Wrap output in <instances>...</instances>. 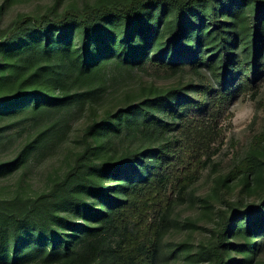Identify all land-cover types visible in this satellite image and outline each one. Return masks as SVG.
Returning <instances> with one entry per match:
<instances>
[{
  "label": "trees",
  "instance_id": "obj_1",
  "mask_svg": "<svg viewBox=\"0 0 264 264\" xmlns=\"http://www.w3.org/2000/svg\"><path fill=\"white\" fill-rule=\"evenodd\" d=\"M9 4L0 3V130L27 117L36 128L14 163L25 166L58 131L39 117L76 109L88 124L84 154L63 178L35 197L0 200V264L33 255L35 264H157L171 209L218 151L232 101L259 94L264 0H99L63 11L55 3L1 29ZM184 71L193 80L154 76ZM125 130L139 144L92 163ZM236 180L258 196L228 204L201 247L211 264H260L264 131L220 185ZM25 234L61 242L23 244Z\"/></svg>",
  "mask_w": 264,
  "mask_h": 264
},
{
  "label": "rangeland",
  "instance_id": "obj_2",
  "mask_svg": "<svg viewBox=\"0 0 264 264\" xmlns=\"http://www.w3.org/2000/svg\"><path fill=\"white\" fill-rule=\"evenodd\" d=\"M97 1L99 0H10V7L6 8L1 19V29L7 28L21 15H40L55 3L63 11L68 7L81 9L85 3ZM154 76L163 84L180 80L187 82L194 78L188 71ZM260 85L259 94L255 98L240 96L232 101L230 111L233 116L225 122L228 128L219 141L218 151L202 170L198 181L188 189L185 196L176 199L171 209L170 226L163 236L157 264H211L201 256V247L213 238L211 231L218 226L221 215L231 211L228 204H238L240 200H253L258 196V193L243 194L238 180L230 182L227 188L221 187L220 181L236 164L250 155L256 137L264 131V80ZM64 113L56 112L53 117H39V121L44 120L41 127L54 122L59 129L50 132V140L42 142L37 152L26 156L23 167L17 166L14 160L19 146L35 131V122H27V117L20 120L17 126L0 130V200L14 197L26 200L49 190L55 181L63 178L69 167L75 165L77 157L84 154L86 148L83 134L88 124L87 117L76 109ZM45 119L50 121L45 122ZM128 134L125 130L118 138L113 137L104 150L91 156L92 163L116 160L120 154L137 146L139 139ZM21 242L52 249L53 242L60 245L61 238L57 236L52 240H44L25 234ZM37 261H40L37 255H33L24 258L22 263L35 264ZM258 261L264 264V252Z\"/></svg>",
  "mask_w": 264,
  "mask_h": 264
}]
</instances>
